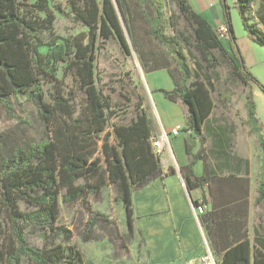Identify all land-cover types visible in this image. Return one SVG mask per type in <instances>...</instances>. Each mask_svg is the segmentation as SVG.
Listing matches in <instances>:
<instances>
[{"label": "trees", "instance_id": "trees-1", "mask_svg": "<svg viewBox=\"0 0 264 264\" xmlns=\"http://www.w3.org/2000/svg\"><path fill=\"white\" fill-rule=\"evenodd\" d=\"M161 1L0 0V105L14 117L9 97L21 96L37 107L43 125L39 138L0 131V264H86L73 229L59 221L61 204L81 203L90 213L88 238L97 219L115 221L91 209L88 200L105 188L121 201L126 234L134 235L133 192L162 169L152 146L154 116L139 78L130 70L116 80L97 77V54L107 41L117 39L126 56L134 52L145 73L168 70L174 87L159 91L181 102L186 129L196 135L217 106L231 101L236 86L252 83L264 93L239 47L226 0L220 3L228 46L189 0ZM253 2L234 5L250 39L264 46V31L249 23ZM56 12L78 31L51 41ZM245 106L261 151L252 204L264 213V137L251 91ZM180 171L189 190L224 184L209 200L203 195L193 201L211 203L199 220L219 264H264V221L254 225L252 238L248 234L247 179L197 176L191 163ZM35 232L41 244L32 242Z\"/></svg>", "mask_w": 264, "mask_h": 264}, {"label": "crops", "instance_id": "crops-1", "mask_svg": "<svg viewBox=\"0 0 264 264\" xmlns=\"http://www.w3.org/2000/svg\"><path fill=\"white\" fill-rule=\"evenodd\" d=\"M189 1L214 27H223L220 0H203V6ZM252 22L264 31V0H254L251 4L249 23ZM245 36L250 39L244 30ZM237 42L239 44V40ZM258 47L264 49L263 46ZM146 79L152 94L150 100L153 103V114L157 120L154 135L159 137L166 132L168 143L159 152L162 174L133 192L134 225L139 231L145 253L140 263L196 264L204 250V238H207L200 220L197 221L194 216L193 201H200L203 195L209 200L210 194H217L219 185L223 187L224 184L206 182L202 187L189 190L180 167L191 163L197 176L208 172L218 178L230 175L246 178L250 208L259 179L256 183L250 157L242 155L235 148V126L219 115V112H215L208 121V127L202 134L196 135L186 129V110L181 102L170 100L159 91L174 87L168 70L162 68L148 71ZM217 108L222 109L219 106ZM178 125L181 126L178 134L172 133V128ZM209 129L217 132L221 129L222 133L211 134ZM204 207L208 211L211 203H205Z\"/></svg>", "mask_w": 264, "mask_h": 264}, {"label": "rangeland", "instance_id": "rangeland-1", "mask_svg": "<svg viewBox=\"0 0 264 264\" xmlns=\"http://www.w3.org/2000/svg\"><path fill=\"white\" fill-rule=\"evenodd\" d=\"M192 1L197 5H204L203 0ZM226 1L230 6L233 31L237 40H239L246 64L250 71L264 84V49L262 50L258 47V45L253 43L247 36L243 37L244 27L238 8L235 7L234 0ZM161 2L167 5L168 0H162ZM62 3L65 4V0H62ZM164 10L168 12L167 7H164ZM56 15L57 21L50 35L51 41L59 39L60 37H67L69 34L78 31V28L72 24L68 17L59 12H56ZM216 28L217 30L220 29L219 27ZM220 32L222 31L220 30ZM221 38L225 45L228 46L226 40H224V34ZM135 57H137L135 53L134 55L126 56L117 39L113 38L107 41L105 47L97 54L96 71L98 79L101 82H106L110 79L116 80L120 78L125 71L130 70L134 79L137 80L139 78L144 86V82L139 75ZM141 70L148 86L146 73L143 71L142 67ZM248 91H251L253 95L256 104V115L262 126L261 134L264 137V93L254 84H241L236 86L231 101L224 105L222 109L216 107L214 112H219V115L235 126V148L242 155L250 157L253 163L252 168L255 169L257 183L259 179L258 173L261 151L257 141V134L252 132L250 126L246 123L247 112L245 103ZM9 103L14 117H8L7 113L0 105V131L14 129L18 134L22 133L21 137L23 138H39L43 133V125L39 119L37 107L21 96L9 97ZM148 103L153 113V103L149 97ZM154 123L157 126L155 116ZM17 125L18 127H16ZM88 200L91 209L97 213L112 216L115 221L105 222L100 218L97 219L88 238H86V231L88 228L87 222L91 215L81 203H76L72 206L61 204L59 219L61 223L73 229V241L81 250L85 263L142 264L140 261L144 259L145 253L139 231L135 228L132 238H129L126 234L125 216L122 211L121 201L116 197L115 192L112 189L105 188L99 195H91ZM252 203L253 200L251 204ZM263 221L264 213L260 208L252 204L248 216V234L250 238L253 237L254 225H258ZM31 240L35 244H41L42 242L37 232L32 234Z\"/></svg>", "mask_w": 264, "mask_h": 264}, {"label": "built area", "instance_id": "built-area-1", "mask_svg": "<svg viewBox=\"0 0 264 264\" xmlns=\"http://www.w3.org/2000/svg\"><path fill=\"white\" fill-rule=\"evenodd\" d=\"M218 30L220 37L224 34L225 37V27H219ZM220 30L222 32H220ZM181 129V126H175L172 128V133L178 134L179 130ZM168 143V136L166 132H163L159 137H155L152 139V146L156 150V152H160V150L163 148L165 144ZM193 207V213L196 218V220H199V216L204 213L205 207L203 205H192ZM196 264H219V259L216 257V255L213 253L211 247L209 246L207 240L204 238V250L202 254L199 256Z\"/></svg>", "mask_w": 264, "mask_h": 264}, {"label": "water", "instance_id": "water-1", "mask_svg": "<svg viewBox=\"0 0 264 264\" xmlns=\"http://www.w3.org/2000/svg\"><path fill=\"white\" fill-rule=\"evenodd\" d=\"M125 32H126V36H127L128 40H129V35H128L126 29H125ZM133 55H134V52H133ZM135 60H136L137 68H138V70H139V75H140L142 81L144 82V87H145V90H146V92H147V96L149 97V99H151V98H150L151 94H150L149 88H148V86H147V84H146V82H145L144 75H143V72H142V70H141V67H140V64H139V61H138L137 57H135ZM188 191H189V190H188Z\"/></svg>", "mask_w": 264, "mask_h": 264}]
</instances>
